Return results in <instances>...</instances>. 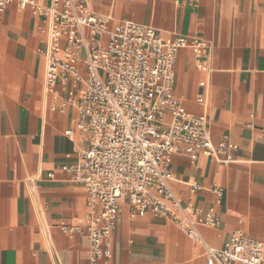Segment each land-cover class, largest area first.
Instances as JSON below:
<instances>
[{
  "label": "crops",
  "instance_id": "0c3cea01",
  "mask_svg": "<svg viewBox=\"0 0 264 264\" xmlns=\"http://www.w3.org/2000/svg\"><path fill=\"white\" fill-rule=\"evenodd\" d=\"M85 2L110 25L132 20L155 27L165 41L178 34L208 41V70L195 67L189 47L178 50L174 93L193 114H206L214 144L236 146L195 161L174 153L171 186L181 202L215 208L217 223L200 228L210 245L223 246L233 232L264 242V0ZM42 22L18 0L0 11V264H91L87 236L59 228L82 223L89 210L84 186L60 168L89 143L76 127V108L51 109L59 98L44 91ZM193 182L199 188L191 193ZM214 186L223 189L220 200ZM111 241L110 256L94 264H205L202 248L170 218H132L122 198Z\"/></svg>",
  "mask_w": 264,
  "mask_h": 264
},
{
  "label": "built area",
  "instance_id": "2783aa9c",
  "mask_svg": "<svg viewBox=\"0 0 264 264\" xmlns=\"http://www.w3.org/2000/svg\"><path fill=\"white\" fill-rule=\"evenodd\" d=\"M10 1L0 0V11ZM18 2L43 20L38 28L44 45L38 50L45 59L44 91L59 98L51 109L75 107L76 127L87 135L89 146L60 168L84 186L89 210L82 223L62 222L59 228L87 236L89 262L110 256L122 198L132 218L148 213L170 218L202 248L205 264H264V242L240 232L221 247L207 243L200 228L217 223L215 208L183 203L171 186L174 153L195 161L236 146L227 140L214 144L206 114H193L174 93L178 50L189 47L195 67L208 70V41L181 34L165 41L155 27L132 20L110 25L109 16L91 10L85 0ZM197 100L204 102L202 96ZM198 188L189 185L191 193ZM212 190L220 200L223 189Z\"/></svg>",
  "mask_w": 264,
  "mask_h": 264
},
{
  "label": "rangeland",
  "instance_id": "374dc122",
  "mask_svg": "<svg viewBox=\"0 0 264 264\" xmlns=\"http://www.w3.org/2000/svg\"><path fill=\"white\" fill-rule=\"evenodd\" d=\"M82 55H83V53H82Z\"/></svg>",
  "mask_w": 264,
  "mask_h": 264
}]
</instances>
